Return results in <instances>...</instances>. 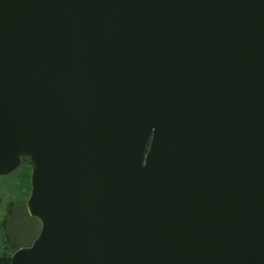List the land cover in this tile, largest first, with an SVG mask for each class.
<instances>
[{
  "label": "water",
  "instance_id": "water-1",
  "mask_svg": "<svg viewBox=\"0 0 264 264\" xmlns=\"http://www.w3.org/2000/svg\"><path fill=\"white\" fill-rule=\"evenodd\" d=\"M25 156L10 264H264V0H0V176Z\"/></svg>",
  "mask_w": 264,
  "mask_h": 264
},
{
  "label": "rangeland",
  "instance_id": "rangeland-1",
  "mask_svg": "<svg viewBox=\"0 0 264 264\" xmlns=\"http://www.w3.org/2000/svg\"><path fill=\"white\" fill-rule=\"evenodd\" d=\"M27 158L15 172L0 176V256L30 245L39 231V221L30 218L25 205L32 167Z\"/></svg>",
  "mask_w": 264,
  "mask_h": 264
},
{
  "label": "trees",
  "instance_id": "trees-1",
  "mask_svg": "<svg viewBox=\"0 0 264 264\" xmlns=\"http://www.w3.org/2000/svg\"><path fill=\"white\" fill-rule=\"evenodd\" d=\"M25 158H27V156H25ZM28 159V158H27ZM29 160V159H28ZM29 162H30V160H29ZM31 163V162H30ZM30 218L31 219H33V220H36L35 218H33V217H31L30 216ZM7 248V247H6ZM9 248V247H8ZM7 248V249H8ZM0 264H10V255L9 254H2L1 256H0Z\"/></svg>",
  "mask_w": 264,
  "mask_h": 264
}]
</instances>
